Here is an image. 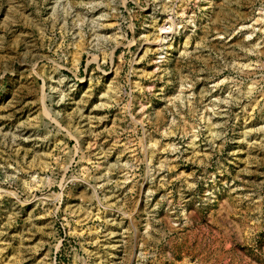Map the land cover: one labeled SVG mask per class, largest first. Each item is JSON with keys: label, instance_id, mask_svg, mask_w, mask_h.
I'll return each mask as SVG.
<instances>
[{"label": "rangeland", "instance_id": "374dc122", "mask_svg": "<svg viewBox=\"0 0 264 264\" xmlns=\"http://www.w3.org/2000/svg\"><path fill=\"white\" fill-rule=\"evenodd\" d=\"M0 264H264V0H0Z\"/></svg>", "mask_w": 264, "mask_h": 264}, {"label": "bare ground", "instance_id": "6f19581e", "mask_svg": "<svg viewBox=\"0 0 264 264\" xmlns=\"http://www.w3.org/2000/svg\"><path fill=\"white\" fill-rule=\"evenodd\" d=\"M164 29H165V27L162 26V27H161V30H164Z\"/></svg>", "mask_w": 264, "mask_h": 264}]
</instances>
